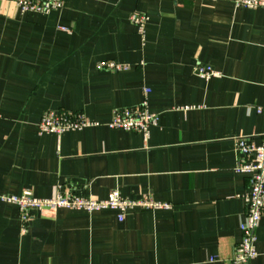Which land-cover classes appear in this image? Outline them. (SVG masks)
I'll return each mask as SVG.
<instances>
[{"label": "crops", "instance_id": "obj_1", "mask_svg": "<svg viewBox=\"0 0 264 264\" xmlns=\"http://www.w3.org/2000/svg\"><path fill=\"white\" fill-rule=\"evenodd\" d=\"M148 15L145 36L131 15ZM100 61L127 65L100 70ZM198 64L220 72L196 75ZM158 115L145 138L114 129L117 109ZM264 8L234 0H66L48 14L0 0V264H232L250 177L236 139L261 142ZM48 110L93 122L41 133ZM118 190L169 207L32 210L1 199ZM264 264V216L257 229Z\"/></svg>", "mask_w": 264, "mask_h": 264}, {"label": "built area", "instance_id": "obj_2", "mask_svg": "<svg viewBox=\"0 0 264 264\" xmlns=\"http://www.w3.org/2000/svg\"><path fill=\"white\" fill-rule=\"evenodd\" d=\"M66 0H16L22 12L48 14L64 7ZM238 7L257 9L264 8V0H234ZM131 21L138 27L142 36H145L148 15L134 13ZM100 70L120 71L128 69L127 65L114 61H100L97 64ZM194 71L196 75L204 79L219 76L220 72L211 65L198 64ZM149 88H145L146 97L141 104L117 109L113 112L108 126L114 129L141 132L145 138L149 137L150 127L158 122V115L150 111L147 95ZM259 114L264 116V106L257 108ZM1 118V114H0ZM87 116L80 111L72 110H48L39 122L41 133L62 134L69 130H79L92 125ZM261 142L255 141V136H239L236 139L237 165L236 171L247 174L250 177V188L245 194L246 211L240 224L242 238L234 248L232 264H252L258 255L257 229L264 216V128L261 133ZM1 199L7 203L19 207L21 219L24 223L30 218L32 210L55 211L59 208L85 210L88 212L113 209L118 211L119 220H124L128 210L141 206L144 208L169 207L168 204L155 202L146 198L141 201L123 198L118 190L111 192L107 199L95 197H83L73 192L59 190L50 198H38L26 190L21 195H2Z\"/></svg>", "mask_w": 264, "mask_h": 264}, {"label": "rangeland", "instance_id": "obj_3", "mask_svg": "<svg viewBox=\"0 0 264 264\" xmlns=\"http://www.w3.org/2000/svg\"><path fill=\"white\" fill-rule=\"evenodd\" d=\"M141 104V103H140Z\"/></svg>", "mask_w": 264, "mask_h": 264}]
</instances>
